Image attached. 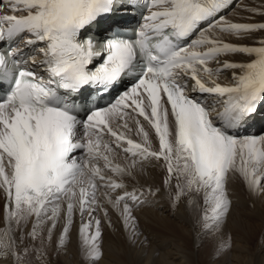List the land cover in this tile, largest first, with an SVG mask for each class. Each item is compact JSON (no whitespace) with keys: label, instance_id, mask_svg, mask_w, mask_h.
Listing matches in <instances>:
<instances>
[{"label":"snow or ice","instance_id":"snow-or-ice-1","mask_svg":"<svg viewBox=\"0 0 264 264\" xmlns=\"http://www.w3.org/2000/svg\"><path fill=\"white\" fill-rule=\"evenodd\" d=\"M0 5L26 13L0 14V41L43 44L38 49L42 59L30 62L46 74L29 70L20 48L0 53V88L6 89L0 96V190L6 221L0 228V254L15 257V264H30L37 252V259L43 257L42 247L28 244H44L45 225L51 241L62 212L58 243L63 247L74 210L92 217L101 207L100 188L133 228L129 239L136 243L140 233L133 210L143 206L146 193L160 189L129 192L126 184L105 176L104 169L122 178L132 176L138 165L162 163L163 183L176 189L174 203L203 192L205 203L212 205L211 216L205 214L201 223L205 234L219 233L229 213L230 174H240L253 191L264 193V134L233 132L264 107V41L247 46L224 39L225 33L239 37L264 30V23L226 20L223 13L232 0H143L150 11L133 37L125 36L128 25L118 13L140 7L141 0H0ZM105 21L107 27L101 28ZM236 55L247 59L236 60ZM225 74H230L227 83L221 82ZM125 77L133 83L114 102L90 107L87 88L104 91ZM141 118L158 138L157 150ZM130 122L142 142L127 134L133 131ZM105 137L112 146L104 143L101 151ZM113 146L130 154L127 166L113 165ZM77 150L83 155H76ZM117 190L122 194L113 196ZM93 225L88 255L98 264L101 221L90 219L81 232ZM230 248L227 237L214 251L223 256Z\"/></svg>","mask_w":264,"mask_h":264},{"label":"bare ground","instance_id":"bare-ground-1","mask_svg":"<svg viewBox=\"0 0 264 264\" xmlns=\"http://www.w3.org/2000/svg\"><path fill=\"white\" fill-rule=\"evenodd\" d=\"M250 1L253 2L251 7L243 11L242 8L245 9ZM229 21L245 24L264 23V0L246 1L230 16ZM262 38L264 39V30H255L248 33L246 37L237 39L250 43L259 42ZM234 59L245 60L247 57L240 56ZM141 123L149 133L152 148L157 150L158 138L154 131L142 118ZM129 126L133 128V131L127 134L142 142V136L135 134V126L131 122ZM104 143L112 146L110 139L105 137L101 144V151L104 150ZM109 158L113 165L120 164L122 167L131 162L130 154L114 146L113 151L109 153ZM99 163L103 168V161ZM104 175L126 184V190L129 192L134 188L142 187L145 189L152 187L154 192L155 189H160L155 195L146 193L142 197L145 201L143 206L133 210V215L136 217L135 230L140 233L139 240L133 243L129 239L133 231L130 225L126 226V232L121 234L123 218L118 210L106 202L101 195L106 190L100 188L97 198L101 207L92 213V217H89L87 213L81 216L78 207L74 210L72 227L63 247L58 243L64 219L63 212L51 241L46 239L48 225H45L44 244L41 245L39 241L29 242V247L35 243L36 247H42L45 253L39 259H37L38 252L30 256V264H92L88 253L94 225L86 232H81L82 225L87 224L90 219L101 221L102 236L99 243L103 255L98 264H264V193L253 191L240 174H230L226 185L231 207L221 224L219 240L213 243L206 240L204 244L199 236L201 233L199 227L206 214V208L211 204L205 203L203 192L188 193L178 203H174L176 189L169 188L163 183L166 169L162 163L158 165L147 163L143 168L138 165L133 170L132 176L117 177L108 169H104ZM175 183L174 180L173 185ZM261 186L264 187V177H261ZM122 191L117 190L113 196L122 194ZM105 209L108 212L107 216L104 215ZM32 222L34 221L29 222L26 232L31 231ZM5 224V197L0 190V228H4ZM186 236L195 237V243L189 242ZM227 237H231L235 242L231 243L230 250L220 256L214 250ZM0 264H15V257L0 254Z\"/></svg>","mask_w":264,"mask_h":264},{"label":"rangeland","instance_id":"rangeland-1","mask_svg":"<svg viewBox=\"0 0 264 264\" xmlns=\"http://www.w3.org/2000/svg\"><path fill=\"white\" fill-rule=\"evenodd\" d=\"M252 3H253L252 1H250L249 3H247V5L245 6V9L242 8V10L243 11H246V9H248V8L251 7ZM246 197L248 198V195H246ZM211 207H212V205H208V207L206 208V214H210L211 215ZM126 228L127 227H126L125 224L120 227L121 234L124 233V232H126ZM199 228L201 230V233H200L199 236L201 238L202 244H204L206 240H209V243H213L215 241L217 242L219 240V233H208V234H205V232L202 229L201 225H200ZM181 235L183 236V234H181ZM187 238H188V241L189 242L195 243V237H192V236L189 237L188 236ZM234 242H235V240H232L231 237H230V243H234ZM78 247H80V243H78ZM206 250H208L207 247H206Z\"/></svg>","mask_w":264,"mask_h":264}]
</instances>
